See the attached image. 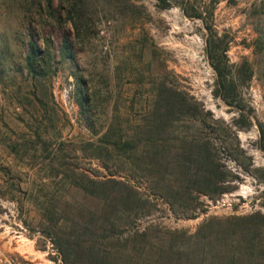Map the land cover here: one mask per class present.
Wrapping results in <instances>:
<instances>
[{"label":"rangeland","instance_id":"rangeland-1","mask_svg":"<svg viewBox=\"0 0 264 264\" xmlns=\"http://www.w3.org/2000/svg\"><path fill=\"white\" fill-rule=\"evenodd\" d=\"M58 1L0 0V217L18 233L0 231V245L25 254L15 236L28 239L34 264H99L105 250L116 264H164L156 236L264 212V0H86L92 18L79 39ZM208 27L227 46L232 104L217 88ZM30 32L53 52L47 76L24 67ZM158 92L188 102V115L166 109L153 121ZM191 138L211 142L231 188L172 202L176 168L198 166L182 141ZM124 139L136 147L124 151ZM119 182L137 206L118 198Z\"/></svg>","mask_w":264,"mask_h":264},{"label":"trees","instance_id":"trees-1","mask_svg":"<svg viewBox=\"0 0 264 264\" xmlns=\"http://www.w3.org/2000/svg\"><path fill=\"white\" fill-rule=\"evenodd\" d=\"M47 4L51 5V0H47ZM58 6L71 22L74 37L76 39L83 37L89 29V21L92 18L88 2L86 0H59ZM208 30L207 49L217 72V88L221 97L228 104H232L237 98L238 92L236 83L229 77L231 69L228 68L229 66L226 63L225 50L227 46L226 44L221 45L223 44V39L216 37L210 27H208ZM37 37H39L37 32H30L24 67L31 76L44 77L53 71L54 55L49 47V42H45V45L41 47L37 43ZM60 49L64 55L72 57V43L64 34L62 35ZM250 77L251 72L248 73L246 78L249 79ZM84 101L85 93L81 94L79 98L81 106H84ZM188 106V102L185 100H172L169 96H164L162 92H158L152 106L151 115L155 116L153 121H156L159 113L166 109L172 111H183L186 109L182 113L188 115ZM146 125H148V122ZM235 125L237 124L235 123ZM237 126L238 128L240 127L239 125ZM259 128L261 139L264 141V129L261 123H259ZM195 139L191 138L190 140L182 141L188 144V154L196 156L198 166L193 171L187 164L179 165V170L176 168V172L181 173V180L180 182L173 181L174 184H172L171 189L174 193L171 196L172 202H177L183 193L190 195L195 193V198L201 194L215 197L231 188L230 183L227 182L229 180V171L222 168L220 161H218L215 153L212 152L211 142L205 140L199 144L195 143L197 140ZM118 143V146L124 151L132 150L137 145L134 140L130 139L120 140ZM159 152L160 150L150 152V160L157 158L160 155L158 154ZM129 157H133L132 154ZM109 181L115 180L110 179ZM119 183L126 192H116L119 193L118 198H122L124 201L137 206L138 199H136L135 190L124 185V183ZM111 195L109 194L105 197V200L109 201L110 197H112ZM190 215L194 216V214ZM169 234L170 237L168 236L167 238L158 235L156 236L157 242H152V246L154 245L153 247L158 252L159 258L163 259L164 264H264V212L259 210L246 215L231 216L224 219L210 217L203 221L193 234L188 236H186L185 231L178 230L169 231ZM173 234L183 237V241L178 246L174 242L173 236L175 235ZM139 235L148 237L147 232H142ZM144 242L142 249L147 250L151 245V241L147 239ZM103 253L99 257V264H116L115 258H118V256L114 255V258H112L114 262H112L109 259L112 252L105 250ZM143 260H147V258Z\"/></svg>","mask_w":264,"mask_h":264},{"label":"built area","instance_id":"built-area-1","mask_svg":"<svg viewBox=\"0 0 264 264\" xmlns=\"http://www.w3.org/2000/svg\"><path fill=\"white\" fill-rule=\"evenodd\" d=\"M7 227L8 225L5 218L1 216L0 231L6 232ZM8 230L9 231L6 232L7 234L5 233L7 235V238L13 235H18L16 231L10 230V228ZM9 240L11 241L12 239ZM13 241L15 240L13 239ZM0 264H34V262L29 256L24 255L23 253L18 251L10 250L9 248L0 245Z\"/></svg>","mask_w":264,"mask_h":264},{"label":"bare ground","instance_id":"bare-ground-1","mask_svg":"<svg viewBox=\"0 0 264 264\" xmlns=\"http://www.w3.org/2000/svg\"><path fill=\"white\" fill-rule=\"evenodd\" d=\"M16 238L18 237L19 239H18V241H20V243H19V245H18V248L21 250V251H23V252H25V254L24 255H26V253L28 254H30V255H33V256H38V254H39V252L35 249V247H34V245L32 244V242L31 241H29L28 239H26V238H24V237H22V238H20L19 236H15ZM22 240V241H21ZM28 254V255H29ZM27 255V256H28ZM38 258V257H37ZM43 264H45V263H43Z\"/></svg>","mask_w":264,"mask_h":264}]
</instances>
